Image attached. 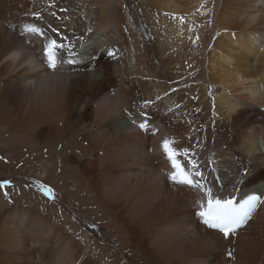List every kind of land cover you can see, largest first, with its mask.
<instances>
[{"label":"bare ground","instance_id":"1","mask_svg":"<svg viewBox=\"0 0 264 264\" xmlns=\"http://www.w3.org/2000/svg\"><path fill=\"white\" fill-rule=\"evenodd\" d=\"M222 1L0 0V131L49 147L100 203L94 229L114 230L104 241L64 210L68 228L13 209L0 214V264H264V205L223 238L198 215L203 193L168 180L159 147L187 149L219 198H264V10L232 23ZM49 39L71 47L54 70Z\"/></svg>","mask_w":264,"mask_h":264},{"label":"rangeland","instance_id":"2","mask_svg":"<svg viewBox=\"0 0 264 264\" xmlns=\"http://www.w3.org/2000/svg\"><path fill=\"white\" fill-rule=\"evenodd\" d=\"M239 3L240 5H238ZM201 5L202 3L200 7ZM222 5L225 6L224 12L228 17V21H232V23L246 22L253 15L261 16L263 14L261 10H264L262 3L255 4V1L253 2L252 0H223ZM255 5L259 8L258 12ZM250 6L253 7L251 8ZM247 11L251 13L250 16L245 13ZM217 23V15H214L211 20L210 31L206 32L203 37L205 49L209 48L210 43L214 40L213 38L219 33ZM233 26L236 25L231 27ZM142 28L144 32L147 29L151 31V26L147 27V24L142 26ZM245 29L248 30L249 28L245 26ZM230 30H232V36H236L234 33L239 31L232 28ZM145 34L150 37L152 32H146ZM149 84L152 86L151 83ZM110 91L112 94L113 88ZM5 132V130L0 131V185H4L0 187V214L17 208H31L41 213L48 212L47 215L53 217L50 218L51 220H58L61 222L60 224L63 223L62 226L68 228L65 220L61 219L57 213V210L61 209L66 211L68 215H72L85 229L95 230L94 227L97 224L101 225L103 223L104 213H102V210H98L101 206L100 203H92L93 200L90 198L92 193H87L86 187H80L77 179H74L75 176L70 177L66 173L68 170H65L61 158L51 159L54 155L49 153L50 148L46 145L35 144V139H32V137L23 139L16 130ZM56 149L61 152L62 145L56 146ZM49 159H51L49 168L52 167V170L49 175L42 176V171L44 170L39 165L46 163ZM5 193H7V197ZM43 199L55 202L59 207H46L45 203L42 202ZM194 205L196 208L198 203H194ZM97 210L100 213H97ZM105 228L106 232L103 233L97 230L94 231L98 236L102 235L104 237L103 240L106 239V236L110 238L113 236V226L111 228L106 226ZM104 241L103 243L106 244ZM90 243L94 245L96 242L90 240ZM99 245L100 243H96L95 248H99ZM108 245L114 248L112 244Z\"/></svg>","mask_w":264,"mask_h":264},{"label":"snow or ice","instance_id":"3","mask_svg":"<svg viewBox=\"0 0 264 264\" xmlns=\"http://www.w3.org/2000/svg\"><path fill=\"white\" fill-rule=\"evenodd\" d=\"M34 15L37 19L40 18L39 14ZM24 31L37 36L43 34L42 30L34 25H25ZM64 51H71V47L63 42H58L56 39L47 40L43 46V56L47 67L54 70ZM109 55H112V53H109ZM133 123L135 124L136 121H133ZM138 128L145 132L150 130L146 120L140 123ZM175 144L176 141L174 139L164 138L159 145L163 157L170 165V170L167 174L168 180L176 186L202 192V203H200V211L198 213L201 221L209 229L221 233L223 238H229L237 229L253 219L254 212L261 205H264V198L253 194L242 202H237L233 198L225 199L215 196L212 189L201 182L204 180V175L199 170L198 162L192 158L187 149H179L175 147ZM180 157H183L185 162H182ZM196 177H199V179H196ZM3 186L0 185V187ZM5 196L7 197V193H5ZM228 255L231 257L232 253L229 252Z\"/></svg>","mask_w":264,"mask_h":264}]
</instances>
